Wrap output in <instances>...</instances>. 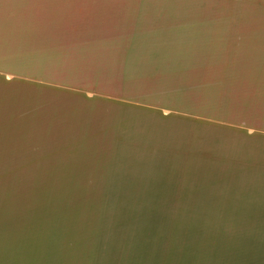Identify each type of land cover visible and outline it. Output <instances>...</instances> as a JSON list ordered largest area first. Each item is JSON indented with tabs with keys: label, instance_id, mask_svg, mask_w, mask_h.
<instances>
[{
	"label": "crops",
	"instance_id": "0c3cea01",
	"mask_svg": "<svg viewBox=\"0 0 264 264\" xmlns=\"http://www.w3.org/2000/svg\"><path fill=\"white\" fill-rule=\"evenodd\" d=\"M166 4H181L173 11L179 19H194V25L190 21L189 26L179 24L181 37L174 52L170 49L173 13ZM173 59L178 60L175 71ZM175 73L189 74V78L172 96L177 89L172 85ZM110 87L113 95L107 92ZM60 91L70 93L67 113L73 121L72 132L113 131L120 124L144 121L143 116L151 117L147 118L148 130L163 138H170L173 119L194 124L178 129L181 139L184 134L194 132L199 137L201 131H210L203 132L204 139L195 143L206 142L207 148L217 149L212 154L198 152L195 157L200 159L195 161L219 162L218 148L222 153L227 151L224 160L229 163V178L254 180L259 193L253 186L244 193L264 196V0H0V264H12L13 260L37 264L43 252L57 256L64 264H86L97 260L106 248L105 241L101 246L100 238L92 234L70 233V238L44 241L46 246L42 239L28 237L31 223L25 195L32 187L16 180L34 181L40 172L35 171V164L29 170L10 169L15 146L11 132H36L47 129L45 124L56 123ZM140 102L148 110L145 114L137 110ZM127 110L134 113L114 118L113 128L82 125L86 120L100 122L98 115L112 119ZM210 123L213 130L207 128ZM174 128L177 131L178 127ZM75 136H70L71 146L77 145L72 141ZM109 137L95 139H102L99 146L116 145L105 142ZM203 156L210 159H201ZM201 172L192 178L198 180ZM12 191L18 194L13 200ZM75 193L93 192L87 188L70 192ZM208 204L212 208L206 210L217 209ZM89 210L101 211L92 206ZM259 215L237 222H207L213 229L204 245L209 253L206 264H264V234L232 233L227 228H264V208ZM90 216L98 220L104 215ZM193 246L189 262L166 264H202L201 249L196 243ZM193 246L188 244V248ZM60 254H70V258H60Z\"/></svg>",
	"mask_w": 264,
	"mask_h": 264
},
{
	"label": "rangeland",
	"instance_id": "374dc122",
	"mask_svg": "<svg viewBox=\"0 0 264 264\" xmlns=\"http://www.w3.org/2000/svg\"><path fill=\"white\" fill-rule=\"evenodd\" d=\"M166 5H171L172 13L181 6ZM178 16V13H173L171 17L170 49L173 52L176 40L179 41L178 38L181 37L179 24L189 26L190 21L191 25H194V19H179ZM185 39L186 37L183 41ZM177 64L178 60H171L172 70H178L174 67ZM188 78L189 74L175 73L172 84L173 78L170 76L171 84L177 88L175 92H171L172 96L179 92V88L186 86ZM113 90L114 88L110 87L107 92L113 95ZM68 103L70 93L60 91V116L56 123L45 124L44 128L47 129L36 132H11V142L15 146H12L11 150L10 169L22 171L26 167L29 170L33 169L35 164V171L40 172L39 178L34 181L21 179L16 180V183L20 181L23 185L25 182L27 187H32L25 195L27 220L31 223L27 227L28 237L42 239L43 246L48 245V242L44 241L51 238L59 241L61 237L70 238V233L92 234L91 236L100 238L101 246L102 241H105L106 248L101 250L97 260L92 263L85 262L86 264H94V261H97L96 264H166L171 261L189 262V259L193 258V244L196 243L202 252V264H206L209 253L204 245L210 240L213 229L212 226L206 225L207 222L212 224L223 221L237 222L245 217L260 218V211L264 208V196L244 193L252 186L253 189L257 188L259 193V184L253 185L254 180L251 179L229 178V163L224 160L225 156L228 157L227 151L222 153L218 148L220 153L218 152L217 157H221L219 162L195 161L200 159L195 157L198 152L210 154L217 149L207 148L209 144L205 145L206 142L195 143L204 139L203 132L210 131H201L199 137H196L194 132L190 135L184 134V139H181V130L178 129L185 126L189 128L194 124L173 119L170 138H163L148 130L150 123L147 118L151 117L145 116L144 121L140 120L141 122L132 125L127 123L130 126L120 124V127L112 129L113 131L97 129L98 126L113 128L111 122L114 118L134 113L127 110L128 112L122 115L112 116V119L107 118V115H98L100 122L92 121L90 124L86 120L82 123L97 130L72 132L70 121H73L67 113L70 110ZM121 107L125 109L128 105ZM137 110L142 114L148 111L144 102H140ZM208 116L211 118V114ZM194 122L197 125L206 124ZM159 123L163 122L159 120ZM212 126L210 123L207 128L213 130ZM174 127H178L177 131H174ZM74 133L76 136L72 141L77 145L71 146L70 136ZM100 135L110 136L105 138V142L116 145L99 146L97 142L103 141L95 138ZM87 136H92L91 140L88 141ZM76 138L82 141L74 140ZM110 138L116 141L108 140ZM90 142L94 145H90ZM25 158L29 162H23ZM203 158L210 159V156H203L201 159ZM197 172H201L198 180L192 178ZM86 188L93 193L70 194L74 190L83 191ZM13 193L14 191L12 200L18 196ZM260 198H263L262 202ZM209 202L217 209L206 210L205 208L211 207ZM91 206L100 208L101 211H90ZM164 206L172 208L164 210ZM93 213L104 215L101 218L104 221L91 217L90 214ZM33 220L38 223L32 224ZM227 228L232 233L240 230L238 232L245 234H264V228L261 227ZM198 236L202 237L196 239ZM188 244L193 247L188 248ZM180 253L183 255H177ZM178 256L182 258L179 259ZM66 257L70 258V254H60V258ZM41 259L36 263L64 264L62 259L55 255L50 257L45 252L42 253ZM12 264L18 263L13 260Z\"/></svg>",
	"mask_w": 264,
	"mask_h": 264
}]
</instances>
